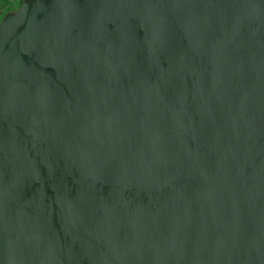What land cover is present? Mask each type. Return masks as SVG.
<instances>
[{"label":"water","instance_id":"95a60500","mask_svg":"<svg viewBox=\"0 0 264 264\" xmlns=\"http://www.w3.org/2000/svg\"><path fill=\"white\" fill-rule=\"evenodd\" d=\"M0 264H264V0L7 11Z\"/></svg>","mask_w":264,"mask_h":264},{"label":"trees","instance_id":"16d2710c","mask_svg":"<svg viewBox=\"0 0 264 264\" xmlns=\"http://www.w3.org/2000/svg\"><path fill=\"white\" fill-rule=\"evenodd\" d=\"M21 2L22 0H0V19L7 11L18 7Z\"/></svg>","mask_w":264,"mask_h":264}]
</instances>
